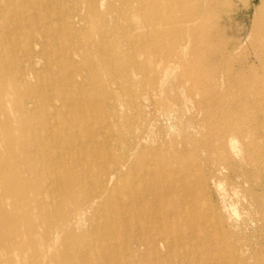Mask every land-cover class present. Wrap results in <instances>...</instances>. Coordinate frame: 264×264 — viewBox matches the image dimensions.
Instances as JSON below:
<instances>
[{
    "label": "rangeland",
    "instance_id": "obj_1",
    "mask_svg": "<svg viewBox=\"0 0 264 264\" xmlns=\"http://www.w3.org/2000/svg\"><path fill=\"white\" fill-rule=\"evenodd\" d=\"M24 69L33 74L17 80ZM3 88L13 94L6 101ZM17 104L33 107L22 112ZM25 121L29 133L40 124L29 136L39 140L34 153L13 144ZM122 150L131 164L120 189L134 175L143 190L185 182L196 193L182 197L249 239L257 255L250 264H264V0H0V264L6 254L17 262L32 256L19 248L21 217H41L40 203L55 221L71 215L83 193L62 187L64 177L75 171L90 189L86 165H113ZM168 161L180 170L170 172ZM109 196L111 203L94 202L79 215L77 237L43 240L57 255L50 264H81L69 244L97 250L88 253L93 264H117L109 247L102 255L104 243L122 246L123 264H153L152 254L131 255L129 241L117 238L132 197L123 214L117 191ZM6 242L13 246L4 255Z\"/></svg>",
    "mask_w": 264,
    "mask_h": 264
},
{
    "label": "bare ground",
    "instance_id": "obj_2",
    "mask_svg": "<svg viewBox=\"0 0 264 264\" xmlns=\"http://www.w3.org/2000/svg\"><path fill=\"white\" fill-rule=\"evenodd\" d=\"M23 52H25L27 55H33L31 49L23 50ZM33 71V69H24L20 72V75L17 77V80L19 78L20 80H25L28 74H33ZM12 84L13 86L11 87V89L13 93L16 94V91H20L19 85H15L14 83ZM3 89L4 94L1 95V100L6 101L9 97H12L13 94L10 96L8 95L9 92L7 91V89ZM33 104L34 106H37L36 103ZM16 108L17 110L19 109L22 112H30V108L25 107L24 105L17 104ZM20 126L21 129L17 127V133H20L21 136L18 137V140L16 138L13 144H19V146H24L27 149V152H36V146H38L39 140H37L34 135L36 134V130L38 129L40 124L36 123V129L31 130L34 131V135L32 137H29L31 135V131L30 133L28 132L26 121L23 122ZM231 131L232 128H229L228 132ZM137 138V142L143 139L142 136H138ZM232 143V147H235L234 142ZM220 147H222L223 149L225 148L224 142H222ZM119 155L122 156L118 162L113 161V165H101L97 167V171H94L93 167L86 165V168H90V174L94 179L93 184L91 185L92 187L90 189L83 187L84 185L82 183L85 182V180H82V176L75 171L71 172L68 177H64L63 184L61 185L62 187H65L69 191L80 189V191H82L83 193V199L77 198L75 200L78 202V204L76 206V209L71 213V215H68L63 219H61L60 217L57 219V221H55L53 217H51V215H46L49 206L44 203H40L37 207H39V210L44 212L41 217L32 220H26V215L24 217H21V219L23 220L22 222L25 235L24 237L20 236L19 248L21 249V251L28 249L30 253H32V256L27 258L25 262H17L16 260L7 257L6 252L9 253L8 247L13 246V243L8 244L6 242V244L2 245V251L4 255L6 254V264H50V262L53 261V259H55L57 255L54 254V252L51 253L47 249H43V240L45 241V244L52 246L54 245V243H57V236L59 234H62L63 238L68 236L72 237L73 235L77 237L75 222L78 221V217H80L79 215L84 210L91 209L94 202L100 201L104 203H111L113 200L112 197L109 195L112 190L117 191L118 193L116 203L119 205L120 208L124 209L122 210L124 211L123 214H126L127 212L131 213L132 211V213L130 214L131 217L126 215V218H124L122 222V228L124 230L126 229L125 235L123 234L124 232H121L117 236V238L120 239L122 243L126 240L129 241V245H131V255L137 254L138 256L144 257L148 254H152V257H154L155 260L153 264H169L170 262H172L173 264H175L176 262H179L180 264H250V259L256 260L257 255L253 250L249 239L243 237L241 233L234 232L228 229L226 224L221 220H218L217 222H212V220L209 219L211 216L210 213L205 211V209L200 208L201 204H199L197 200L194 199V197L190 200H186L185 197H182L183 194H188L189 196H192L196 193V189L190 191V189L186 187L185 182L176 185L166 184L162 186V188L158 189L149 184L151 186H148L143 190L140 185H138L136 182L138 176L134 175L133 182L131 184L126 185V187L123 186L120 189V183H118L120 181V176L122 175L123 169L131 164V159L129 158V156H127V152L123 150L120 151ZM20 157L22 159L26 158V154L23 155L21 153ZM229 160L230 159L227 158V160H225L224 162L227 163L229 162ZM167 165L169 167L170 172L173 173L175 172V170L179 171V168H181L182 166H180V164L176 161L172 163L168 161ZM12 166L15 165L12 164ZM30 166L31 165L24 166L22 172L27 173ZM177 166L179 167L178 169H176ZM33 169L35 170L34 174H46L45 169L47 168L33 167ZM59 169L60 168L57 169L58 172ZM28 182L29 180L25 181V183ZM117 183L119 184V187H116ZM50 187L52 186L50 185ZM57 187L59 188V186ZM26 189L27 188L24 187L25 191ZM27 194L28 195L26 196H32L34 194V191L30 192L29 190H27ZM119 194H122L121 198L119 197ZM130 197H132V199L131 204L128 207L132 210L126 211L125 204L129 202ZM153 197L156 200L155 202L152 201ZM141 200H147V202L150 203L149 208H143L140 205ZM26 203L30 207V202ZM199 209H202L203 213H199ZM114 210L115 209H112V211ZM158 210L161 211V214H158ZM133 221H135V228H131V222ZM63 223L65 224L63 225ZM67 223L69 224V227L66 226ZM39 224L44 227L42 231L39 229ZM209 227L214 228L223 236V239L220 243L217 244L215 241L214 234L206 230ZM232 237L233 239H231ZM67 247L70 250L69 254H72L73 251V254H82L79 255V262L81 264H93V257L89 255L91 254L89 252L92 250V252L97 253V250H95L94 248L92 249V247H86L81 250L72 249L70 244L67 245ZM107 247L110 248L109 250H111L112 253L116 254L117 257H119L116 260L117 264L125 263V259L121 257V252L123 251L122 246L120 247L118 245H110L109 243L102 244V255L106 258L111 253L110 252L108 254ZM127 252L128 251L125 250V252L123 253ZM225 252L228 254L226 255ZM156 254L157 256L155 257ZM167 257H169L171 260H167ZM185 258H187V261L184 260ZM126 261L130 263L129 259Z\"/></svg>",
    "mask_w": 264,
    "mask_h": 264
}]
</instances>
